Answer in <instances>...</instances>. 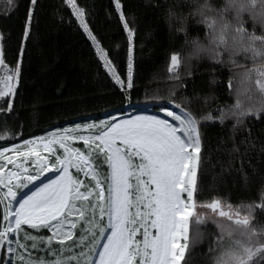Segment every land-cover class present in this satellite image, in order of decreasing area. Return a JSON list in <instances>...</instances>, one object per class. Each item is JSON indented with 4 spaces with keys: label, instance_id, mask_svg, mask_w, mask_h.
Listing matches in <instances>:
<instances>
[{
    "label": "snow or ice",
    "instance_id": "1",
    "mask_svg": "<svg viewBox=\"0 0 264 264\" xmlns=\"http://www.w3.org/2000/svg\"><path fill=\"white\" fill-rule=\"evenodd\" d=\"M36 2L31 0L33 6ZM6 3L12 6L14 0ZM67 4L113 83L129 94L134 87L135 34L121 0L114 4L128 40L124 77L90 29L84 10L76 0ZM31 21L30 9L25 39ZM170 59L168 70L178 79L179 55L173 53ZM19 74V62L9 68L0 47V102L8 98L0 113L12 111ZM175 95L173 88L168 99L174 107L162 105L157 114L76 124L0 148V264H181L190 230L198 233L210 218L220 231L213 264H264V224L255 220L257 210L264 212V190L259 203L236 207L220 198L197 201L203 147L200 120L222 124L224 110L217 116L208 111L197 119L175 102ZM233 115L235 132L246 118L264 116V105ZM247 132L250 137V129ZM5 138L0 135V140ZM229 139L232 146L224 149L232 157L228 164L240 160L237 171L247 182L244 160L252 142ZM78 141L83 148L76 146ZM9 164L13 167L5 171Z\"/></svg>",
    "mask_w": 264,
    "mask_h": 264
},
{
    "label": "trees",
    "instance_id": "2",
    "mask_svg": "<svg viewBox=\"0 0 264 264\" xmlns=\"http://www.w3.org/2000/svg\"><path fill=\"white\" fill-rule=\"evenodd\" d=\"M171 0H121L129 27L134 31V87L125 94L102 67L90 40L86 37L65 0H14L9 6L0 0V34L5 64L20 74L12 111L0 113V148L38 137L48 130L64 127L86 118H99L123 109L127 105L169 102L175 89L176 103L193 113L197 119L208 111L214 116L225 104L233 101V81L230 73L219 65L202 63L195 69L178 67L179 78L169 72L171 55H179L181 37L169 33L163 16ZM84 10L93 34L108 52L121 76L126 74L127 33L115 9L114 0H76ZM31 9L32 21L28 38L25 24ZM192 32L202 31L197 27ZM22 50V53H21ZM182 85V86H177ZM236 104L240 103V93ZM155 96L164 99H154ZM6 100L0 108H6ZM247 103L259 107V102ZM235 119L208 122L200 120L202 163L198 173L197 201L220 198L233 207L242 202H260L264 190V116L259 120L246 118L243 126L233 132ZM250 129L251 136H248ZM19 135H16V134ZM234 136L237 144L250 139L252 147L244 160V173L237 171L241 161L232 159L225 148H231ZM243 151V146H241ZM3 205H0L2 221ZM255 220L264 224V212L257 210ZM220 231L208 219L198 233L190 230V243L182 264H213L219 252ZM0 259L3 252L0 251Z\"/></svg>",
    "mask_w": 264,
    "mask_h": 264
},
{
    "label": "clouds",
    "instance_id": "3",
    "mask_svg": "<svg viewBox=\"0 0 264 264\" xmlns=\"http://www.w3.org/2000/svg\"><path fill=\"white\" fill-rule=\"evenodd\" d=\"M163 20L170 34L182 38L179 66L188 74L202 63L230 73L234 96L224 105L226 118L254 107L248 100L264 105V0H171Z\"/></svg>",
    "mask_w": 264,
    "mask_h": 264
},
{
    "label": "rangeland",
    "instance_id": "4",
    "mask_svg": "<svg viewBox=\"0 0 264 264\" xmlns=\"http://www.w3.org/2000/svg\"><path fill=\"white\" fill-rule=\"evenodd\" d=\"M169 104H172V103H167V104H164L163 106H168ZM138 106H141V105H127V106H125L123 109H119V110H115V111H113V112H110L109 114H107V115H103L102 117H99V118H97V117H95V118H86V119H84V120H80V121H76V122H73V123H71V124H67V125H65L64 127H57V128H52V129H50V130H48L47 132H45L44 134H42V135H40V136H44V135H46L47 133H49V132H53V131H55L56 129H64V128H72L74 125H76V124H81V125H83V124H86V123H91V122H99V121H101V120H111L114 116H116V115H126V113H131L134 109H137L138 108ZM153 106V108H154V110L155 111H157L158 110V108L160 107V106H162V104L161 105H152ZM22 141H20V142H17L16 144H19V143H21ZM12 145V144H11ZM11 145H9V146H7V147H11ZM76 146H78V147H81V148H83V144H82V142H76ZM7 155L8 156H12L13 154L11 153V152H9V153H7ZM13 166L12 165H7V168L5 169V171H7L8 169H10V168H12ZM103 171H104V173H106L107 172V169H106V166L104 167V169H103ZM46 175H50V174H46ZM31 187V186H30ZM26 191V190H25ZM197 211H200V212H206L207 210L206 209H203V208H198L197 209ZM209 216H211V214L209 213ZM211 219V218H210ZM41 234H43V235H48L49 233L47 232V230H42V233ZM74 251H79V249H74ZM187 251V250H186ZM38 255H43V253H37ZM186 254V253H185ZM65 255H70V253H65ZM49 258H51V257H49ZM0 260H2V259H0ZM183 262V261H182ZM182 264V263H181Z\"/></svg>",
    "mask_w": 264,
    "mask_h": 264
},
{
    "label": "bare ground",
    "instance_id": "5",
    "mask_svg": "<svg viewBox=\"0 0 264 264\" xmlns=\"http://www.w3.org/2000/svg\"><path fill=\"white\" fill-rule=\"evenodd\" d=\"M168 107H174L173 104H169ZM157 114V111L154 110L152 105H146V106H138L137 109H134L131 113H126V115H116L113 118H116L117 120H119L120 118H128L131 115L134 114ZM160 115H164L163 113H159Z\"/></svg>",
    "mask_w": 264,
    "mask_h": 264
},
{
    "label": "built area",
    "instance_id": "6",
    "mask_svg": "<svg viewBox=\"0 0 264 264\" xmlns=\"http://www.w3.org/2000/svg\"><path fill=\"white\" fill-rule=\"evenodd\" d=\"M65 2H66V4H67V0H65ZM68 5V4H67ZM69 6V5H68ZM70 7V6H69ZM70 9H71V11H72V8L70 7ZM72 13H73V11H72ZM74 15V14H73ZM74 17H75V15H74ZM75 19H76V17H75ZM77 20V19H76ZM78 22V21H77ZM97 55V54H96ZM101 62V61H100ZM101 64H102V62H101ZM9 68H12V66H10V65H8V64H6ZM102 67H103V65H102ZM104 68V67H103ZM18 85V84H17ZM17 88V87H16ZM122 91V90H121ZM5 99H8V98H5Z\"/></svg>",
    "mask_w": 264,
    "mask_h": 264
},
{
    "label": "water",
    "instance_id": "7",
    "mask_svg": "<svg viewBox=\"0 0 264 264\" xmlns=\"http://www.w3.org/2000/svg\"><path fill=\"white\" fill-rule=\"evenodd\" d=\"M0 47H2L1 46V39H0ZM135 105V104H134ZM146 105H159V104H153V103H150V104H144V105H141V106H146ZM132 106V105H131ZM136 106V105H135ZM113 112V111H112ZM110 113V112H109ZM109 113H106V114H104V115H107V114H109ZM182 263V262H181Z\"/></svg>",
    "mask_w": 264,
    "mask_h": 264
}]
</instances>
